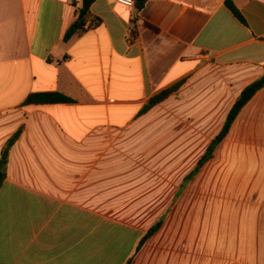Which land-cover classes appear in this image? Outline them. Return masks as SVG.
Wrapping results in <instances>:
<instances>
[{
  "label": "crops",
  "instance_id": "1",
  "mask_svg": "<svg viewBox=\"0 0 264 264\" xmlns=\"http://www.w3.org/2000/svg\"><path fill=\"white\" fill-rule=\"evenodd\" d=\"M82 1L0 0V156L21 130L0 188V264H264V88L186 189L192 171L143 187L129 147L167 98L142 113L149 100L180 82L217 136L264 75V0H229L244 24L228 0H94L64 41ZM46 92L72 102L24 104Z\"/></svg>",
  "mask_w": 264,
  "mask_h": 264
},
{
  "label": "rangeland",
  "instance_id": "2",
  "mask_svg": "<svg viewBox=\"0 0 264 264\" xmlns=\"http://www.w3.org/2000/svg\"><path fill=\"white\" fill-rule=\"evenodd\" d=\"M183 100L179 88L155 114L138 124L139 135L129 146L135 152L132 156L138 164L137 174L143 178L142 181L146 180L143 187H148V190L160 181L163 174L168 175L171 187L176 185L184 174L195 169L202 157L200 153L215 138L204 131L205 121H200L205 116L204 109L196 112L197 109L191 110L192 106L184 108ZM191 179L185 183V189ZM175 199L169 202V209L175 208ZM132 217L137 223L145 219L143 215Z\"/></svg>",
  "mask_w": 264,
  "mask_h": 264
},
{
  "label": "trees",
  "instance_id": "3",
  "mask_svg": "<svg viewBox=\"0 0 264 264\" xmlns=\"http://www.w3.org/2000/svg\"><path fill=\"white\" fill-rule=\"evenodd\" d=\"M135 1V9L140 10L146 3V0H134ZM94 2V0H83L81 5L80 13L83 12L84 16L80 17L77 16L75 21L70 25L69 29L65 31L64 34V41L69 40L75 33L80 32L84 30L85 24L87 22L86 14L89 11V6ZM227 6L229 7V10L233 14L235 18H237L241 23H245L243 17L240 15V13L235 9L236 7L231 3V1H226ZM91 25H99V20L96 18H91ZM182 83H178L176 85H173L169 88L164 89L163 91L159 92L155 96H153L149 102L146 104V106L143 108L142 113L146 112L147 110H150L155 105L163 102L166 98H168L173 92H176L180 87ZM264 88V75H262L258 80L253 81L248 86H246L237 97L236 101L234 102L231 110L228 112V115L225 118V121L223 123V126L220 130V132L215 136V138L212 140L211 143H209L204 155L202 158L197 162V165L195 169L192 170L189 176L185 178V181H187L196 170L201 168L203 164L208 161L212 154L217 147L219 143L223 141V139L226 137V135L229 133V130L231 128V125L233 124L236 116H238L239 112L243 108V106L248 102V100L253 96L255 92L258 90H261ZM72 102V99L68 98L62 93L59 92H46V93H30L25 101L24 104H32L37 106H43L46 104H54V103H63ZM20 129L7 141L4 148L2 149L1 156H0V188L2 186V183L4 182L6 178V170H7V164H8V155L11 146L15 142L16 138L20 134ZM160 222H157L144 237L141 239L138 249L142 246L144 241L156 230V228L159 226Z\"/></svg>",
  "mask_w": 264,
  "mask_h": 264
},
{
  "label": "built area",
  "instance_id": "4",
  "mask_svg": "<svg viewBox=\"0 0 264 264\" xmlns=\"http://www.w3.org/2000/svg\"><path fill=\"white\" fill-rule=\"evenodd\" d=\"M118 2L128 9H131V10L134 9V6H135L134 0H118Z\"/></svg>",
  "mask_w": 264,
  "mask_h": 264
},
{
  "label": "water",
  "instance_id": "5",
  "mask_svg": "<svg viewBox=\"0 0 264 264\" xmlns=\"http://www.w3.org/2000/svg\"><path fill=\"white\" fill-rule=\"evenodd\" d=\"M83 16H84V13H83V12H81V13H80V17H83Z\"/></svg>",
  "mask_w": 264,
  "mask_h": 264
}]
</instances>
